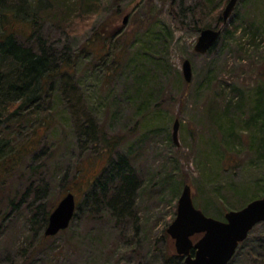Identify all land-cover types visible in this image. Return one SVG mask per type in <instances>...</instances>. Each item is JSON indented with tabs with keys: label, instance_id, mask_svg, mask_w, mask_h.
Listing matches in <instances>:
<instances>
[{
	"label": "rangeland",
	"instance_id": "374dc122",
	"mask_svg": "<svg viewBox=\"0 0 264 264\" xmlns=\"http://www.w3.org/2000/svg\"><path fill=\"white\" fill-rule=\"evenodd\" d=\"M228 1L214 0L204 10V0H94V11L70 13L67 0H43L49 14H40L36 25L11 23L27 45L45 39L57 58L68 60L63 68L71 74L53 81L56 88L30 128L21 125L19 141H26L47 121L49 131L38 133L44 155H25L16 172L0 173V264H177L166 260L169 249L176 252L167 229L185 185L195 205L218 220L264 196L262 133L248 126L259 96L264 104V0H239L220 27L218 12L223 17ZM199 17L223 29L206 54L195 51L200 33L189 26ZM106 35L113 40L103 43ZM185 60L191 82L184 78ZM54 66L60 69L62 61ZM102 135L119 141L112 153ZM122 159L143 181L135 219L118 222L83 206L56 236L43 240L32 231L28 205L35 190L28 188L34 181L47 182L40 194L47 207L68 193L82 203L88 184L114 177ZM32 164L42 167L35 173ZM229 264H264V223Z\"/></svg>",
	"mask_w": 264,
	"mask_h": 264
},
{
	"label": "trees",
	"instance_id": "16d2710c",
	"mask_svg": "<svg viewBox=\"0 0 264 264\" xmlns=\"http://www.w3.org/2000/svg\"><path fill=\"white\" fill-rule=\"evenodd\" d=\"M93 1L76 0L69 4L67 0L69 12H74L75 9L80 8L86 12H92L95 10L96 5V2ZM213 2L214 0H204V10H207ZM203 8L200 11L201 15L205 12ZM45 10L47 9L43 6V0H30V2H27V0H0V173L5 171L6 177L18 170L25 155L27 157L35 156L37 152H41L42 156L44 155L41 140L43 133L48 132L50 129L47 121H40L36 125L37 129L30 131L33 133V137L26 141H19L23 139V132H25L22 129L24 127L21 125L26 123L27 127L30 128L33 117L41 114V102L46 93L56 88L53 81L59 76L71 74L63 68V66L69 68L66 65L68 60H65V56L61 59L57 58L56 53L48 47V42L45 39L39 38L37 44L33 42L27 45L23 42V38L18 37L22 33L18 34L12 29L11 23L18 20L28 21L33 26L36 25L40 14H49L48 11L44 12ZM219 10L218 8L215 12ZM202 22L203 20L200 17L195 18L189 26H192L197 33H200L202 29L212 28L211 25H203ZM218 23L220 27L223 24L220 11L218 12ZM213 29L220 28L215 26ZM101 36L100 33H96L94 37L99 38ZM113 37L112 35H106L103 43L113 40ZM105 54L106 52L98 55V57L104 58ZM57 60L62 61L60 69H55L54 64ZM259 98L248 121L252 123L248 126L253 127L255 130L259 129V132L262 133V143L261 145L257 144V152L264 155V104L262 103V97L259 96ZM253 117L255 118L252 119ZM40 131H43V133L38 134ZM99 141L105 146L107 145L106 147L110 149L111 153L114 151V146L119 142L115 140L114 142L117 143L113 144L104 135L99 137ZM117 166L113 169L116 173L114 177L110 176L109 179L102 182L91 181L88 184L89 192L87 191L82 203H80L81 200L77 201V210L73 221L77 219L78 211L83 206L86 209L92 208V212L109 213L111 216L116 217L118 222L125 218L135 219L132 210L136 205V196L142 187L143 181L138 174H135V170L129 161L122 159ZM40 167L42 165L32 164L30 169L37 173ZM79 177L80 175L76 174L74 178L79 179ZM4 178L0 179V188L3 187ZM40 180H42L41 185L44 184V187L37 186L34 181L28 188V191L35 190V198L28 205V212L31 216L29 222L32 231L40 233L44 240L48 239L45 236V229L50 215L57 205L51 204L50 207H47L49 202H42L40 194L45 195L48 185L45 179L40 178ZM93 186H96L98 190L90 191ZM179 188L180 186L177 189L179 190ZM13 205L16 206V203ZM203 211L205 214H210L208 210L203 209ZM211 215L216 217L215 214ZM169 252H171V255L166 257L167 261L184 264L183 256L178 255L172 248L169 249ZM192 253L194 254V250Z\"/></svg>",
	"mask_w": 264,
	"mask_h": 264
},
{
	"label": "water",
	"instance_id": "95a60500",
	"mask_svg": "<svg viewBox=\"0 0 264 264\" xmlns=\"http://www.w3.org/2000/svg\"><path fill=\"white\" fill-rule=\"evenodd\" d=\"M238 1H228L223 11L224 25L232 16ZM127 21L128 17L124 23ZM221 34L222 28L203 29L195 45V51L200 54L208 53L216 45ZM183 74L186 82L192 81V66L189 60L183 63ZM179 128L180 122L176 120L173 130L175 142L178 140ZM76 209V196L68 193L51 213L45 229L46 237L56 236L68 229ZM260 223H264V196L252 200L240 210L227 212L224 220H218L207 216L196 207L192 188L185 185L178 200L176 218L168 227L167 233L174 242L176 253L185 258L184 264H229L239 246Z\"/></svg>",
	"mask_w": 264,
	"mask_h": 264
}]
</instances>
